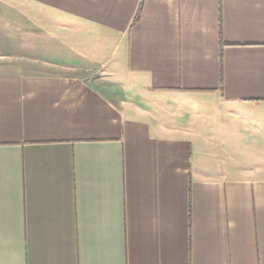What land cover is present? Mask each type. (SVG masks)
Masks as SVG:
<instances>
[{
	"label": "crops",
	"instance_id": "crops-1",
	"mask_svg": "<svg viewBox=\"0 0 264 264\" xmlns=\"http://www.w3.org/2000/svg\"><path fill=\"white\" fill-rule=\"evenodd\" d=\"M141 1L0 10V264H264V0ZM165 96L244 116L254 162L199 166Z\"/></svg>",
	"mask_w": 264,
	"mask_h": 264
},
{
	"label": "rangeland",
	"instance_id": "rangeland-1",
	"mask_svg": "<svg viewBox=\"0 0 264 264\" xmlns=\"http://www.w3.org/2000/svg\"><path fill=\"white\" fill-rule=\"evenodd\" d=\"M22 5V8H20ZM6 8V31L7 35L13 34L15 17L23 22L37 20L43 22L42 16L37 19L28 10L29 6L20 0H0V10ZM20 8V9H19ZM14 9H18L15 13ZM38 13V12H37ZM16 14V15H15ZM20 14V17L19 15ZM40 14V13H39ZM22 18V19H21ZM35 19V20H33ZM45 23V22H44ZM26 26V25H25ZM188 97H169L153 98L149 100L152 107L159 106V112L163 123L167 128H181L185 132L194 134L195 140V159L199 166L212 169L214 172H221L228 163L231 165H249L254 162L252 153L253 145L245 140L237 139V134L245 133L246 120L244 116L231 117L226 108L221 106V101L217 97H204L206 106L200 108L196 102ZM203 109V110H201ZM246 116V115H245ZM234 118V119H233ZM223 122V123H222ZM224 125V126H223ZM234 132V139L229 142H222L225 130ZM245 154L239 153V147Z\"/></svg>",
	"mask_w": 264,
	"mask_h": 264
},
{
	"label": "trees",
	"instance_id": "trees-1",
	"mask_svg": "<svg viewBox=\"0 0 264 264\" xmlns=\"http://www.w3.org/2000/svg\"><path fill=\"white\" fill-rule=\"evenodd\" d=\"M143 3H144V1L142 0V1H141V4H140V6H139L138 12H137L136 16L134 17V22H133V24H136V23L139 21V19H140V15H141L142 8H143Z\"/></svg>",
	"mask_w": 264,
	"mask_h": 264
}]
</instances>
